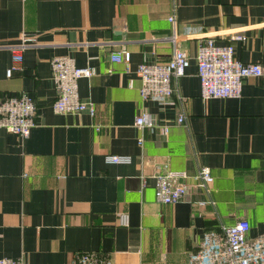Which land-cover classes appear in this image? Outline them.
Listing matches in <instances>:
<instances>
[{"label": "crops", "instance_id": "obj_1", "mask_svg": "<svg viewBox=\"0 0 264 264\" xmlns=\"http://www.w3.org/2000/svg\"><path fill=\"white\" fill-rule=\"evenodd\" d=\"M23 34L37 41L9 76ZM174 34L190 65L173 101H144L138 68L170 61ZM231 34L246 38L235 42L236 59L264 70V0H0V101L27 92L37 104L27 139L0 129V258L74 264L97 253L113 264H193L221 225L246 220L250 238L264 234V74L246 79L239 99L210 100L197 75L200 43ZM122 51L127 65L112 61ZM59 56L94 69L78 83L94 117L53 110ZM143 113L153 129L135 125ZM112 155L131 163H110ZM202 167L214 177L209 191L194 183ZM169 171L188 174L179 181L190 194L175 205L155 197L152 175Z\"/></svg>", "mask_w": 264, "mask_h": 264}, {"label": "built area", "instance_id": "obj_2", "mask_svg": "<svg viewBox=\"0 0 264 264\" xmlns=\"http://www.w3.org/2000/svg\"><path fill=\"white\" fill-rule=\"evenodd\" d=\"M175 24V18L169 19ZM241 34H231L228 42L220 44L214 38H208L199 45L197 55V75L201 84V98L210 99H239L242 96L244 81L252 77H261L264 70L259 64L244 63L235 57V42L245 41ZM36 36L23 34L20 45L12 50L14 65L8 75L21 70L19 64L24 60V52L36 44ZM174 47L173 56L165 63L142 64L138 68L141 79V97L144 101L154 100L160 104H169L174 99L177 90L175 82L183 77L190 65L187 54L179 47V37H171ZM112 61L125 63L131 61L129 52H116ZM52 76L55 82L57 97L53 103V110L64 115H78L88 111L92 117L96 109L92 103L84 102L78 89L79 80L94 75L91 67H79L74 59L68 56L55 57L51 61ZM178 124L186 122L181 114ZM37 125V104L34 97L22 92L7 95L0 101V129L7 130L21 139H27ZM135 125L141 129L155 127L152 115L143 113L136 117ZM100 130V125H95ZM163 135L169 133L163 128ZM143 140L139 144L143 145ZM107 161L114 164H129L128 156L112 155ZM155 183V197L165 205H175L190 194L187 179L188 174L183 171L157 172L152 175ZM196 186L209 191L214 177L208 167H202L193 177ZM126 224L127 217H122ZM250 224L246 220L227 226L221 225L218 231L207 233L201 249L190 255L193 264H264V234L250 238L248 236ZM0 264H27L21 259L0 258ZM74 264H113L107 257L97 253H82L77 255Z\"/></svg>", "mask_w": 264, "mask_h": 264}]
</instances>
